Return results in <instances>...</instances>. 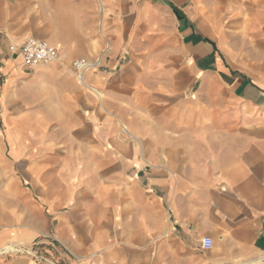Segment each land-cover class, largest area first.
<instances>
[{"label":"crops","instance_id":"0c3cea01","mask_svg":"<svg viewBox=\"0 0 264 264\" xmlns=\"http://www.w3.org/2000/svg\"><path fill=\"white\" fill-rule=\"evenodd\" d=\"M29 1L60 59L4 32L0 264H264V0Z\"/></svg>","mask_w":264,"mask_h":264},{"label":"built area","instance_id":"2783aa9c","mask_svg":"<svg viewBox=\"0 0 264 264\" xmlns=\"http://www.w3.org/2000/svg\"><path fill=\"white\" fill-rule=\"evenodd\" d=\"M10 52L13 55L22 56L30 68H35L40 65H50L60 59V54L56 47L46 40L38 38H28L22 43H14L10 47ZM101 59H77L72 63V68L80 83H83V76L88 71L100 66ZM213 247V241L210 238L202 240V249L210 250ZM44 260V259H43ZM49 262V261H47ZM49 264H56L49 262Z\"/></svg>","mask_w":264,"mask_h":264},{"label":"rangeland","instance_id":"374dc122","mask_svg":"<svg viewBox=\"0 0 264 264\" xmlns=\"http://www.w3.org/2000/svg\"><path fill=\"white\" fill-rule=\"evenodd\" d=\"M2 0L1 2L5 4V12L4 15H0V43L3 47V54L9 53L8 44L9 42L4 39V32L8 30H16L20 29L17 34H14L13 41L16 43H22L26 38L30 37V35L34 36V31H30V29L34 28V14L32 12L31 15H24V12H30L33 10L34 2L30 3L29 0H20L24 1L22 5L16 4V0ZM33 1V0H32ZM23 64L27 67V69H32L29 67L27 63L23 60ZM5 81L4 77L0 78L1 87L2 83Z\"/></svg>","mask_w":264,"mask_h":264},{"label":"water","instance_id":"95a60500","mask_svg":"<svg viewBox=\"0 0 264 264\" xmlns=\"http://www.w3.org/2000/svg\"><path fill=\"white\" fill-rule=\"evenodd\" d=\"M10 250V249H9ZM5 252H10V251H3L2 253H0V254H3V253H5Z\"/></svg>","mask_w":264,"mask_h":264}]
</instances>
